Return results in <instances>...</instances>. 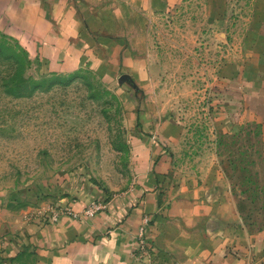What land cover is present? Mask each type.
<instances>
[{
    "label": "rangeland",
    "instance_id": "374dc122",
    "mask_svg": "<svg viewBox=\"0 0 264 264\" xmlns=\"http://www.w3.org/2000/svg\"><path fill=\"white\" fill-rule=\"evenodd\" d=\"M257 3L264 0H219L217 11L207 0H179L123 28L124 47L142 59L136 77L121 60L49 70L0 30L19 51L0 54V264L10 263L8 243L15 249L33 224L64 210L57 200L88 196L84 211L96 212L147 166L166 168L159 187L192 180L248 229L264 227L260 129L238 98L225 100L219 77L253 41ZM51 74L55 83L29 87ZM25 250L14 264H32Z\"/></svg>",
    "mask_w": 264,
    "mask_h": 264
},
{
    "label": "crops",
    "instance_id": "0c3cea01",
    "mask_svg": "<svg viewBox=\"0 0 264 264\" xmlns=\"http://www.w3.org/2000/svg\"><path fill=\"white\" fill-rule=\"evenodd\" d=\"M87 1L0 0V30L36 54L49 70L85 62L102 68L121 60L130 66L131 75L141 76L142 59L129 54L121 30L179 0ZM216 1L219 4L207 0L211 10L218 11ZM255 10L263 16L264 3H257ZM262 16L255 21L253 41H246L245 55L238 64L227 60L219 77L225 100L238 98L243 114L257 122L264 155ZM165 170L137 169L131 186L104 200L93 213L84 211L88 196L57 200L64 210L33 224L19 236L15 249L8 243L2 255L14 264V257L29 246L32 264H264V227L248 229L228 202L205 198L204 186L192 180L159 187V172ZM139 225L145 250L136 247Z\"/></svg>",
    "mask_w": 264,
    "mask_h": 264
},
{
    "label": "trees",
    "instance_id": "16d2710c",
    "mask_svg": "<svg viewBox=\"0 0 264 264\" xmlns=\"http://www.w3.org/2000/svg\"><path fill=\"white\" fill-rule=\"evenodd\" d=\"M0 54L4 57H9L11 55L18 57L19 51L18 49H14L9 44H6L0 40ZM58 78L59 76L56 74H51L49 76H43L39 80H34V81L32 80L31 83L29 84V87H37L40 85L47 86L52 83H55Z\"/></svg>",
    "mask_w": 264,
    "mask_h": 264
},
{
    "label": "built area",
    "instance_id": "2783aa9c",
    "mask_svg": "<svg viewBox=\"0 0 264 264\" xmlns=\"http://www.w3.org/2000/svg\"><path fill=\"white\" fill-rule=\"evenodd\" d=\"M92 207H93V205L87 207L85 211L91 210ZM145 221H146V219H143V223H144ZM137 236H138V237H137V245H136V247H137V248L139 247L141 250H145V249H144V245H145V243H144L143 238H142V225H139V226H138ZM148 249H149V246H148Z\"/></svg>",
    "mask_w": 264,
    "mask_h": 264
}]
</instances>
